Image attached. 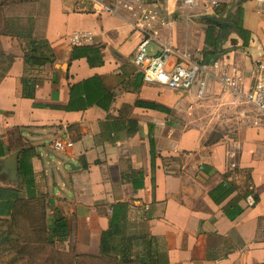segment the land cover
<instances>
[{
  "label": "crops",
  "instance_id": "1",
  "mask_svg": "<svg viewBox=\"0 0 264 264\" xmlns=\"http://www.w3.org/2000/svg\"><path fill=\"white\" fill-rule=\"evenodd\" d=\"M152 1L145 8L163 15L183 11L179 0ZM112 3L45 0L33 35L47 40L54 59L41 66L25 70L21 42L0 36V48L13 56L0 81V164L7 170L0 207L14 200L8 193L25 196L19 158L29 148V189L63 210L69 230L68 220L75 223L76 254L119 257L129 246L140 264L156 257L159 264H264V118L217 80L225 72L246 90L253 69L264 68V0L221 5L233 3L235 23L248 34L243 39L228 25L235 43H223L227 24L210 25L219 51L207 62L213 76L202 98L143 83L130 15L95 11ZM188 32L185 41L164 40L195 46L203 62L211 49L205 33L194 42ZM73 33L84 36L73 43ZM23 78L35 81L31 97L23 95ZM66 135L72 146L55 150L52 141ZM220 186L232 189L221 200ZM0 218H8L6 209Z\"/></svg>",
  "mask_w": 264,
  "mask_h": 264
},
{
  "label": "rangeland",
  "instance_id": "2",
  "mask_svg": "<svg viewBox=\"0 0 264 264\" xmlns=\"http://www.w3.org/2000/svg\"><path fill=\"white\" fill-rule=\"evenodd\" d=\"M199 1L202 2V0ZM44 2L45 0H0V20L10 22L12 29L23 33L22 28L31 27L28 22L30 18L33 26L35 16L43 10ZM155 2L157 1L155 0ZM204 9L196 7L191 11L192 15L189 17L178 13L176 10L171 15H163L159 10L156 16L157 19L154 20L155 23L157 22L155 26L157 36L164 40L169 39V36L172 35L177 40L185 41L187 29V31L189 30L188 34H193L191 39L195 42L199 34L205 33L211 27L199 17ZM216 10H212L209 15H212L214 20L227 24V27H222L223 43L227 41L235 43L233 31L230 30V26L235 24L236 20L233 3L220 6ZM161 20H164L165 24ZM190 25H194L196 30L190 31ZM228 25L230 26L228 27ZM213 29L214 33H218L216 27H213ZM0 36L12 37L9 35ZM17 40L21 42L23 47L25 46L26 37L23 40L18 38ZM151 47L150 45L148 49H151ZM176 47L188 49L195 59L200 61L201 57L197 55L195 46ZM0 51L10 54L1 48ZM222 130L224 131V129ZM225 130L229 134L232 133L231 129ZM218 135L220 133L215 132L212 138ZM5 171H7L6 167L0 164V180L5 178ZM62 213L63 210L59 212L52 207L47 194L43 192L36 191L33 195L23 197L16 204L12 220L0 222V233L5 232L10 236V241L7 244L0 245V264H121V259L117 256L76 258L72 234L75 223H70V220H68L70 233L66 236L57 235L53 230V220L61 216ZM132 259L136 260V257Z\"/></svg>",
  "mask_w": 264,
  "mask_h": 264
},
{
  "label": "built area",
  "instance_id": "3",
  "mask_svg": "<svg viewBox=\"0 0 264 264\" xmlns=\"http://www.w3.org/2000/svg\"><path fill=\"white\" fill-rule=\"evenodd\" d=\"M228 0H179L182 14L186 17L192 15L196 7L205 8L200 15L209 14L218 9ZM231 1V0H229ZM148 0H113L112 5H101L100 9L116 13L126 11L130 17L128 22L140 34L136 46L133 62L139 68L142 81L145 84L163 86L175 91H193L198 98H202L207 91L208 79L213 76L210 65L197 61L188 49H179L163 40L156 34V9L145 8ZM155 3V1H153ZM203 3V4H202ZM203 12V13H202ZM165 24L164 20H161ZM83 33H73L70 40L78 43ZM151 49H148L149 46ZM215 65V64H214ZM217 80L227 89L234 91L239 101L254 109L259 117L264 118V68L256 66L251 75L249 87L241 90L236 77L225 72ZM72 146V141L66 135L52 141V147L57 151H66ZM232 150L227 151L231 156ZM229 166L234 167L230 162Z\"/></svg>",
  "mask_w": 264,
  "mask_h": 264
},
{
  "label": "trees",
  "instance_id": "4",
  "mask_svg": "<svg viewBox=\"0 0 264 264\" xmlns=\"http://www.w3.org/2000/svg\"><path fill=\"white\" fill-rule=\"evenodd\" d=\"M29 25L31 27L22 28L23 33H19L17 30L12 29L10 22H4L0 20V35H9L18 39H22L26 37V43L25 46L23 47V59H24V65H25V70L34 67V66H41L45 63H51L54 59L53 52L51 51V48L47 42L46 39L43 37H35L33 35V30H34V24L32 26V19H29ZM234 30L244 39L245 36H247L248 32L243 30L239 26V21L235 24L232 25ZM219 41V37L214 35L213 32V27H209L205 31V38H204V43L208 47L210 46L211 49H204L203 50V59L205 63L209 62L211 56L216 52L219 51L217 50V43ZM74 56V54H73ZM13 61V56L7 53H4L0 51V81L1 79L6 75L11 63ZM22 85H23V95L27 97H31L32 95V90L35 85V81L31 78L28 79H21ZM151 159L153 158V151H152V140H151ZM33 155L31 149H23L20 153V158H19V174L22 178L23 183L25 184V196H30L33 195L34 192L31 191L29 188L33 187L34 181L32 179V170L30 168L29 164V158ZM4 190L0 188V195H3ZM220 191V200L227 196L231 191V187L229 188H224L223 186L219 187ZM23 196V197H25ZM3 197V196H2ZM6 197L13 198L14 200L12 202L7 201L6 203L2 204L1 209H6L8 211V218L1 219L0 222H7L9 220H12L13 218V213L16 207V204L21 201V198L18 197L17 192L15 191V194L12 195L10 193L6 194ZM239 212V211H238ZM53 230L57 233V235H68L70 233V230L68 228L67 222L64 219V217L59 216L56 217L53 220ZM115 224L114 221H111V225ZM153 238H150L147 240V253H150L151 248V242ZM10 241V236L8 233L1 232L0 233V245L7 244V242ZM126 241L131 244L129 239H126ZM110 243L109 238L107 237V234H103L102 236V245L103 247H106ZM129 251V246H125V250H121V254L119 256L120 263L121 264H133V263H139L136 262L134 259L130 258L131 254H128ZM106 257V253L102 252L99 256H91V255H82V254H76V258H83V257ZM149 256V255H148ZM151 257H149L150 259ZM148 259V260H149ZM134 260V261H133ZM159 258H154V261H152V264H159Z\"/></svg>",
  "mask_w": 264,
  "mask_h": 264
},
{
  "label": "water",
  "instance_id": "5",
  "mask_svg": "<svg viewBox=\"0 0 264 264\" xmlns=\"http://www.w3.org/2000/svg\"><path fill=\"white\" fill-rule=\"evenodd\" d=\"M201 19L205 21L208 25H218V22L212 18L209 14H203L199 16Z\"/></svg>",
  "mask_w": 264,
  "mask_h": 264
}]
</instances>
